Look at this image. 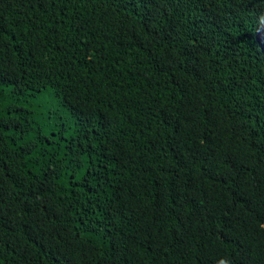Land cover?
<instances>
[{"label":"trees","instance_id":"1","mask_svg":"<svg viewBox=\"0 0 264 264\" xmlns=\"http://www.w3.org/2000/svg\"><path fill=\"white\" fill-rule=\"evenodd\" d=\"M264 0H0V264H264Z\"/></svg>","mask_w":264,"mask_h":264},{"label":"rangeland","instance_id":"2","mask_svg":"<svg viewBox=\"0 0 264 264\" xmlns=\"http://www.w3.org/2000/svg\"><path fill=\"white\" fill-rule=\"evenodd\" d=\"M258 40L261 42V44L264 47V25H263V29L258 33Z\"/></svg>","mask_w":264,"mask_h":264},{"label":"clouds","instance_id":"3","mask_svg":"<svg viewBox=\"0 0 264 264\" xmlns=\"http://www.w3.org/2000/svg\"><path fill=\"white\" fill-rule=\"evenodd\" d=\"M263 25H264V24H263ZM263 25H262V28L260 29V31L263 29ZM260 31H259V32H260ZM259 32H258V33H259ZM257 37H258V36H257Z\"/></svg>","mask_w":264,"mask_h":264}]
</instances>
